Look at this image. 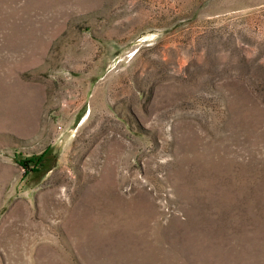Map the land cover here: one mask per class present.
Here are the masks:
<instances>
[{"label": "rangeland", "instance_id": "obj_1", "mask_svg": "<svg viewBox=\"0 0 264 264\" xmlns=\"http://www.w3.org/2000/svg\"><path fill=\"white\" fill-rule=\"evenodd\" d=\"M0 264H264V0H0Z\"/></svg>", "mask_w": 264, "mask_h": 264}, {"label": "trees", "instance_id": "obj_2", "mask_svg": "<svg viewBox=\"0 0 264 264\" xmlns=\"http://www.w3.org/2000/svg\"><path fill=\"white\" fill-rule=\"evenodd\" d=\"M27 161H32V160L30 159V160H27Z\"/></svg>", "mask_w": 264, "mask_h": 264}]
</instances>
